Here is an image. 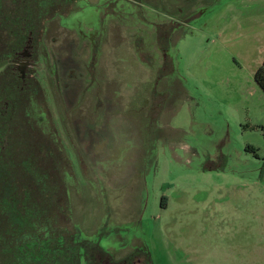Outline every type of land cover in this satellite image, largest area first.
<instances>
[{
	"label": "rangeland",
	"instance_id": "rangeland-1",
	"mask_svg": "<svg viewBox=\"0 0 264 264\" xmlns=\"http://www.w3.org/2000/svg\"><path fill=\"white\" fill-rule=\"evenodd\" d=\"M32 5L0 0L19 25ZM38 8L26 73H46L44 92L0 102V216L14 232L43 221L41 234L130 264H264V0Z\"/></svg>",
	"mask_w": 264,
	"mask_h": 264
},
{
	"label": "flooded vegetation",
	"instance_id": "flooded-vegetation-1",
	"mask_svg": "<svg viewBox=\"0 0 264 264\" xmlns=\"http://www.w3.org/2000/svg\"><path fill=\"white\" fill-rule=\"evenodd\" d=\"M38 5L42 7L43 10L44 0H33L32 6L35 8L33 11L35 14L31 12L30 8L24 10L21 14L23 18L21 25H19L17 21H10V19L6 17L9 16V12H11L10 9L6 11L5 8L0 7V102L1 99L4 98V95H6L7 100L15 103L13 104V109L18 108L19 104L22 108L29 105L30 92L34 91V89L44 92L43 83L46 84V82H48L46 73L37 71L26 73V71L30 70V67L34 69V64L36 63L34 58L35 54L31 50V34L34 32L35 26L32 27L30 17L40 16L41 11ZM32 63L34 64L32 65ZM30 71H32V69ZM47 91L51 98L54 99L53 94H50V88ZM14 96H16V98ZM102 251L104 255H107L108 260L107 262L102 260L101 264H130L129 260L131 255L115 262L107 251L104 249ZM89 260L90 259H88L87 262H89ZM97 261L98 257L94 256L92 258L93 264H96ZM131 264L135 263L131 261Z\"/></svg>",
	"mask_w": 264,
	"mask_h": 264
},
{
	"label": "trees",
	"instance_id": "trees-1",
	"mask_svg": "<svg viewBox=\"0 0 264 264\" xmlns=\"http://www.w3.org/2000/svg\"><path fill=\"white\" fill-rule=\"evenodd\" d=\"M254 80L264 92V59L254 73ZM260 128L264 136V125ZM247 149L253 150L250 146ZM4 188L5 186L3 184L0 191L2 192ZM19 192L22 193L21 191ZM24 197L27 198V193ZM30 206L32 209L36 211L41 210L42 212L43 208L37 205ZM51 211L47 217L43 215L45 220L50 217ZM37 215L39 214L35 212L32 214V217L37 219ZM5 219H7L6 216H0V224L3 225V227H0V232L5 234L8 232L11 234L10 238L12 239L8 240V243V241L4 240L6 237L0 238V264H80L85 261L86 264L89 263L87 261L90 255L92 259L98 252L99 254L104 253L102 251L103 249L101 247L99 248L97 244L94 248H90L86 243H79L71 235L67 237L62 234L47 236L46 232L41 234L39 232L40 229L43 228L45 230L47 228L46 223L43 221L29 220V225L31 224L34 228H31V231L28 232L25 239H21L23 233H15L13 230L14 226H20L21 224L19 222H13V220L9 221ZM33 222L38 226H34ZM12 242H14V245H9Z\"/></svg>",
	"mask_w": 264,
	"mask_h": 264
}]
</instances>
